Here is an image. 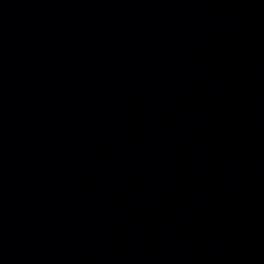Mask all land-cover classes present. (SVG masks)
Wrapping results in <instances>:
<instances>
[{"label":"water","instance_id":"obj_1","mask_svg":"<svg viewBox=\"0 0 264 264\" xmlns=\"http://www.w3.org/2000/svg\"><path fill=\"white\" fill-rule=\"evenodd\" d=\"M0 264H22L12 86L2 0H0Z\"/></svg>","mask_w":264,"mask_h":264}]
</instances>
